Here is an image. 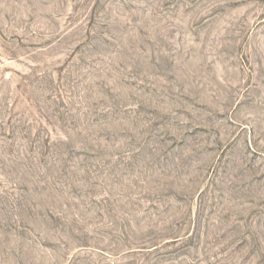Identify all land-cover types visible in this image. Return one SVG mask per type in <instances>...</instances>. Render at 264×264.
I'll return each instance as SVG.
<instances>
[{
	"label": "rangeland",
	"instance_id": "1",
	"mask_svg": "<svg viewBox=\"0 0 264 264\" xmlns=\"http://www.w3.org/2000/svg\"><path fill=\"white\" fill-rule=\"evenodd\" d=\"M0 264H264V0H0Z\"/></svg>",
	"mask_w": 264,
	"mask_h": 264
}]
</instances>
